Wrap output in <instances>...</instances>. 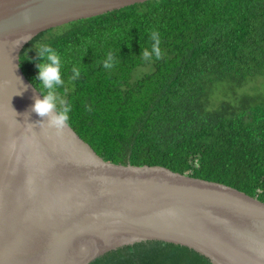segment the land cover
Segmentation results:
<instances>
[{
  "label": "trees",
  "instance_id": "obj_1",
  "mask_svg": "<svg viewBox=\"0 0 264 264\" xmlns=\"http://www.w3.org/2000/svg\"><path fill=\"white\" fill-rule=\"evenodd\" d=\"M151 65L141 77L135 71ZM23 73L105 161L158 166L264 202V0H151L45 31ZM90 264H212L146 242Z\"/></svg>",
  "mask_w": 264,
  "mask_h": 264
},
{
  "label": "water",
  "instance_id": "obj_2",
  "mask_svg": "<svg viewBox=\"0 0 264 264\" xmlns=\"http://www.w3.org/2000/svg\"><path fill=\"white\" fill-rule=\"evenodd\" d=\"M151 0H0V264H90L146 242L264 264V202L158 166L105 161L23 73L39 34Z\"/></svg>",
  "mask_w": 264,
  "mask_h": 264
},
{
  "label": "rangeland",
  "instance_id": "obj_3",
  "mask_svg": "<svg viewBox=\"0 0 264 264\" xmlns=\"http://www.w3.org/2000/svg\"><path fill=\"white\" fill-rule=\"evenodd\" d=\"M152 70V66L151 65H146V66H141L139 68L136 69L135 71V77H141L146 73L151 72ZM264 80L260 79L258 82H255L254 84H251L248 86V88L254 86V85H260L259 83H263ZM264 91V87L262 88V92Z\"/></svg>",
  "mask_w": 264,
  "mask_h": 264
}]
</instances>
